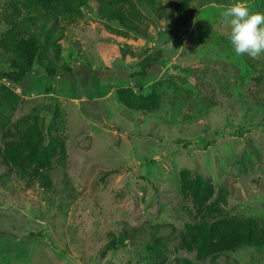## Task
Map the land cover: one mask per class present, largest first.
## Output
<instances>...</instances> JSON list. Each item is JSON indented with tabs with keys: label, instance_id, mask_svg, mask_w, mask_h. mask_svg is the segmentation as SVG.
<instances>
[{
	"label": "rangeland",
	"instance_id": "1",
	"mask_svg": "<svg viewBox=\"0 0 264 264\" xmlns=\"http://www.w3.org/2000/svg\"><path fill=\"white\" fill-rule=\"evenodd\" d=\"M23 1L0 0V38L19 17L12 4L22 11L18 19L26 14ZM156 1L157 14L143 10L149 19L139 32L145 36L101 19L91 4L62 40L61 61L70 72L60 68L50 78V53L37 56L24 83L0 78V92L7 87L20 99L10 130L0 123V147L27 127L21 118L43 111L48 127L58 106L68 148L65 164L53 162L51 189L0 158V264H152L141 246L151 229L171 224L180 230L189 222L185 170L215 185L230 216L264 221V54L234 53L221 14L238 0ZM183 1L191 19L178 25L176 4ZM242 2L264 13V0ZM118 46L132 53V62L116 58L112 64ZM148 51L156 57L144 73L138 61ZM4 57L0 73L10 70ZM122 88L156 92L161 105L152 112L130 109L118 97ZM124 231L130 239L101 254L108 235ZM182 259L264 264V245L199 261L195 251L170 239L160 264Z\"/></svg>",
	"mask_w": 264,
	"mask_h": 264
},
{
	"label": "trees",
	"instance_id": "2",
	"mask_svg": "<svg viewBox=\"0 0 264 264\" xmlns=\"http://www.w3.org/2000/svg\"><path fill=\"white\" fill-rule=\"evenodd\" d=\"M22 3L26 14L18 19L22 11L12 4L14 13L19 14V17H13L11 28L3 38H0V55H5L3 62L10 68L8 72L0 73V78L15 86L27 81L38 55L45 57L52 53L53 60L47 67V73L52 79L60 68L65 72L71 71L70 67L61 61L62 40L67 29L87 16L85 9H89L91 4H95L96 12L101 19L116 23L122 30L143 36L145 34L139 32L140 27L144 25L145 19H149L143 13L146 11L145 7L155 14L160 10L156 0H24ZM187 6L186 1L176 4L178 25L190 23L191 17L184 15ZM114 50L115 55L113 51L110 53L112 64L116 58L132 62L129 57L132 53L129 50L121 46L115 47ZM141 55L146 56L142 61H138L137 57L134 59L141 63L146 70L144 73H148L154 66V62H148V59L152 60L156 54L148 51ZM117 93L120 101L130 109L152 112L161 105L156 92L140 95L129 88H122ZM19 100V96L11 89L2 87L0 123L6 132L10 130L7 126L16 114ZM59 110L56 106L48 127L43 111L40 113L44 115L38 113L39 115L21 118L19 121L27 127L15 141L7 143L4 148L0 147V158L4 164L12 163L10 166L16 167L24 175H29L30 178L38 177L42 186L47 189H51L54 184L53 162L65 164L68 157L65 137L59 130L61 120ZM106 175L109 176L110 173ZM181 182L183 194L190 204L186 206L189 222L180 230L171 224H160L151 229L148 240L141 246L146 249L148 254L146 259L152 264L164 261L165 251L172 238L181 241L187 251H195L199 261H205L210 256L217 257L221 252L238 251L244 246L264 245V221L258 219L243 221L226 213L216 196L215 185L210 180L201 174L194 175L185 170L181 174ZM127 239H130L127 231L120 237L109 234L101 254L106 256L111 250L121 247ZM177 261L180 264H190L187 259Z\"/></svg>",
	"mask_w": 264,
	"mask_h": 264
},
{
	"label": "clouds",
	"instance_id": "3",
	"mask_svg": "<svg viewBox=\"0 0 264 264\" xmlns=\"http://www.w3.org/2000/svg\"><path fill=\"white\" fill-rule=\"evenodd\" d=\"M222 23L230 28V43L237 56L258 59L264 54V13L252 12L242 0L228 5L221 14Z\"/></svg>",
	"mask_w": 264,
	"mask_h": 264
}]
</instances>
